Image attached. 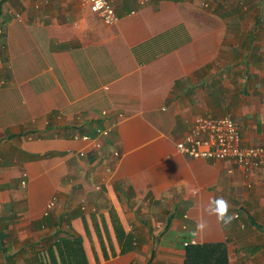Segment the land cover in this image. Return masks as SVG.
<instances>
[{"label": "crops", "instance_id": "1", "mask_svg": "<svg viewBox=\"0 0 264 264\" xmlns=\"http://www.w3.org/2000/svg\"><path fill=\"white\" fill-rule=\"evenodd\" d=\"M111 2L106 26L80 0H0V264H183L191 239L225 244L229 264H264V170L175 147L207 115H231L245 145H264L261 16ZM133 200L151 213L165 200L159 235Z\"/></svg>", "mask_w": 264, "mask_h": 264}, {"label": "built area", "instance_id": "2", "mask_svg": "<svg viewBox=\"0 0 264 264\" xmlns=\"http://www.w3.org/2000/svg\"><path fill=\"white\" fill-rule=\"evenodd\" d=\"M89 12L96 15L104 25L112 26L118 22L111 0H80ZM98 135L108 136L110 130H96ZM76 139L88 142V135H77ZM176 150L188 159L214 160L233 163L244 174L264 170V145L247 146L242 142L239 123L231 115L214 118L197 116L184 137L175 145ZM84 156V152H80ZM113 156H118L114 152ZM25 186V181L21 182ZM49 203L46 213L51 211ZM83 211L86 207H81ZM196 245L193 239L183 242V247Z\"/></svg>", "mask_w": 264, "mask_h": 264}, {"label": "rangeland", "instance_id": "3", "mask_svg": "<svg viewBox=\"0 0 264 264\" xmlns=\"http://www.w3.org/2000/svg\"><path fill=\"white\" fill-rule=\"evenodd\" d=\"M223 1H224V4H222L223 5V7H222V5H219V4L223 3ZM262 1L263 0H257L256 2L254 0H252V1L251 0H222L220 3L215 5L216 1H214V0H200L199 9H200V11L202 10L203 12H206L207 14H209L212 11L213 14H211V15L225 13V12H229V11L232 13V15H236V16H241L242 13L248 14L250 16H253L256 14L259 17L261 16L259 24H264V1L263 2ZM231 17H233V16H231ZM252 18H250V19H252ZM215 21L211 20L210 23H211V25L214 26V29H217L218 24ZM252 23H253V19H252V21H250V20L243 21L242 20V24L245 27H249V24H252ZM227 24H229V27H237L238 23H237V21H234L232 18V20L227 21ZM50 203H53V202H50ZM120 203L126 204V199L124 197H122ZM132 204H133L132 208H134L133 210L136 213L137 218H139L140 220H144V221L148 222L152 226V230H153V233L155 234V236L159 235L162 231L163 225L157 226V220L163 219L161 211L163 208H165V207L167 208V206L165 205L166 204L165 200H163L161 202V204L153 206L154 210L157 213L156 212L151 213V211H149L148 206L152 205L151 203L133 200ZM80 205L81 206H79V208L84 206V204L83 205L80 204ZM53 206H54V203H53ZM85 212H87V208H86ZM153 223H154V225H153ZM141 231L144 232L145 235L149 234L147 228L141 227ZM241 231H246V229L244 228ZM136 248H137V250L144 249L143 253L147 257H148V255L150 256L153 252V250H152L153 244L152 243L146 244V245L142 243V244L136 245ZM234 257L235 256H232V259ZM231 264H234L233 260L231 261Z\"/></svg>", "mask_w": 264, "mask_h": 264}, {"label": "trees", "instance_id": "4", "mask_svg": "<svg viewBox=\"0 0 264 264\" xmlns=\"http://www.w3.org/2000/svg\"><path fill=\"white\" fill-rule=\"evenodd\" d=\"M47 154L45 156H48ZM38 156H35L37 158ZM115 188H119V185L116 183ZM128 198L127 191H123ZM119 230V228H117ZM168 224H166L163 232L167 231ZM118 234H121V231H118ZM151 233V230H149ZM52 239V238H51ZM75 243L78 245V251L80 255L84 258V253L82 249V239L77 238ZM228 252L225 244H196L185 247V259L183 264H229Z\"/></svg>", "mask_w": 264, "mask_h": 264}, {"label": "clouds", "instance_id": "5", "mask_svg": "<svg viewBox=\"0 0 264 264\" xmlns=\"http://www.w3.org/2000/svg\"><path fill=\"white\" fill-rule=\"evenodd\" d=\"M216 208L213 209V212L217 213L218 216L224 220L225 223H228L231 220L230 215H225L227 212V203L223 199H218L215 201Z\"/></svg>", "mask_w": 264, "mask_h": 264}]
</instances>
